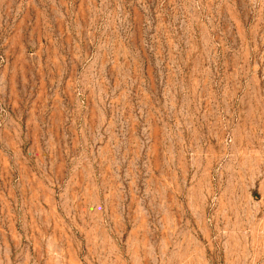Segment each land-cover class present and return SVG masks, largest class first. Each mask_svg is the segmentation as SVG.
<instances>
[{"label":"rangeland","instance_id":"rangeland-1","mask_svg":"<svg viewBox=\"0 0 264 264\" xmlns=\"http://www.w3.org/2000/svg\"><path fill=\"white\" fill-rule=\"evenodd\" d=\"M0 264H264V0H0Z\"/></svg>","mask_w":264,"mask_h":264}]
</instances>
